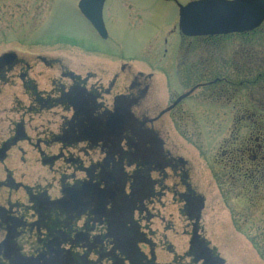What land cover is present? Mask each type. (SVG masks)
Masks as SVG:
<instances>
[{
    "label": "flooded vegetation",
    "instance_id": "obj_1",
    "mask_svg": "<svg viewBox=\"0 0 264 264\" xmlns=\"http://www.w3.org/2000/svg\"><path fill=\"white\" fill-rule=\"evenodd\" d=\"M80 1L71 9L108 50L67 38L0 53V264H224L202 236L205 201L182 121L203 108L226 116L230 178L247 162L252 175L264 171V20L223 36L176 26L145 71L110 51L108 0L104 38ZM132 5L117 4L120 24ZM46 27L40 42L57 41L42 38Z\"/></svg>",
    "mask_w": 264,
    "mask_h": 264
},
{
    "label": "rangeland",
    "instance_id": "obj_2",
    "mask_svg": "<svg viewBox=\"0 0 264 264\" xmlns=\"http://www.w3.org/2000/svg\"><path fill=\"white\" fill-rule=\"evenodd\" d=\"M51 1L0 0V53L7 49L31 53L45 44H61L67 38L80 39L81 43H90L92 48L105 47L108 50L109 44L95 38L88 25L73 12L71 0L66 1L68 9L56 7L60 2L52 5ZM122 1L108 0L110 9H107L106 17L112 19L109 34L118 47L110 51L126 57L125 61L136 62L146 71V54L157 49L158 45L161 47L164 39L167 43L177 39L178 6L194 0H126L133 5L127 22L120 24L117 18L121 13L117 4ZM50 6H53V12ZM47 16L51 17L49 23ZM114 19L118 20L117 23L113 22ZM45 21L47 27L41 25ZM42 27H46L42 38L53 36L58 42L51 37L40 42L38 32ZM231 42L221 41L224 44ZM226 49L227 45L220 51L224 55L220 58L226 57ZM201 111L197 116L186 115L182 122L187 131L191 130L186 135L192 133L185 143L186 154L193 163L196 185L205 201L201 214L202 236L224 264H264L261 255L264 253V171L252 175L246 171L251 166L247 162L233 169L235 175L231 179L232 171L226 166L228 149H232V146L225 145L231 140L226 129L227 118L217 116L212 119L206 115L205 108ZM178 132L183 137L181 131ZM243 135L246 133L239 132L240 137ZM171 139L182 141L173 129ZM226 149L223 157L222 152Z\"/></svg>",
    "mask_w": 264,
    "mask_h": 264
},
{
    "label": "water",
    "instance_id": "obj_3",
    "mask_svg": "<svg viewBox=\"0 0 264 264\" xmlns=\"http://www.w3.org/2000/svg\"><path fill=\"white\" fill-rule=\"evenodd\" d=\"M104 0H81V13L104 38L100 18ZM264 19V0H197L178 6V27L187 37L226 35L257 28ZM10 55L2 58L9 59ZM180 100V98L178 99Z\"/></svg>",
    "mask_w": 264,
    "mask_h": 264
},
{
    "label": "trees",
    "instance_id": "obj_4",
    "mask_svg": "<svg viewBox=\"0 0 264 264\" xmlns=\"http://www.w3.org/2000/svg\"><path fill=\"white\" fill-rule=\"evenodd\" d=\"M261 255L264 257V253H261Z\"/></svg>",
    "mask_w": 264,
    "mask_h": 264
}]
</instances>
